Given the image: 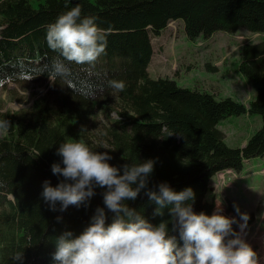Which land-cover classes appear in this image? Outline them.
I'll list each match as a JSON object with an SVG mask.
<instances>
[{
	"label": "trees",
	"instance_id": "1",
	"mask_svg": "<svg viewBox=\"0 0 264 264\" xmlns=\"http://www.w3.org/2000/svg\"><path fill=\"white\" fill-rule=\"evenodd\" d=\"M77 4L82 17H96L105 30V53L90 64L68 62L46 42L48 26ZM176 20L190 40L241 28L262 34L261 42L241 47L239 74L256 91L248 106L181 87L169 77H150L152 36ZM56 61L63 63L62 72ZM36 77L51 79L47 93L0 119L10 123L0 135V264H14L17 252L24 254L22 264H56L52 256L61 234H82L98 207L106 223L112 222L104 189L95 190L87 207L70 206L63 213L51 211L42 199L44 181L55 187L63 179L51 173V165L61 162L56 152L63 142L108 151L109 163L117 167L156 161L148 187L191 188L194 212L209 216L216 207L207 197L212 178L228 169L239 173L247 160L264 157V0H0V85ZM111 80L124 82L125 89L113 90ZM100 113L111 123L93 147L88 136ZM112 113L118 116L113 121ZM242 114L260 115L262 126L244 146L229 147L219 124ZM125 203L153 225L170 219L168 208L154 215L156 206L143 191ZM233 228L238 231L237 224Z\"/></svg>",
	"mask_w": 264,
	"mask_h": 264
},
{
	"label": "clouds",
	"instance_id": "2",
	"mask_svg": "<svg viewBox=\"0 0 264 264\" xmlns=\"http://www.w3.org/2000/svg\"><path fill=\"white\" fill-rule=\"evenodd\" d=\"M46 42L64 60L76 64L93 63L106 50L105 30L98 27L96 17H82L79 4L48 26ZM54 67L57 73L64 69L61 61ZM108 86L115 91L125 89L122 81L111 80ZM9 126L8 120H0V130L7 131ZM56 155L61 162L51 165V173L63 179L55 187L43 182L41 196L49 209L63 213L70 206L87 207L95 190L104 189L103 203L114 214L107 224L104 208L98 207L82 234L75 238L71 231L61 234L52 256L56 264H258L242 235L247 215L241 214L243 223H239L219 212L197 214L191 188L176 192L167 183H159L150 189L156 161L113 166L108 151H92L86 143L74 140L61 143ZM142 191L156 206L154 215L163 216V209L168 208L169 220L153 225L128 207L125 201L136 200ZM61 219L57 217L58 222ZM23 257V252L15 253L14 264H22Z\"/></svg>",
	"mask_w": 264,
	"mask_h": 264
},
{
	"label": "rangeland",
	"instance_id": "3",
	"mask_svg": "<svg viewBox=\"0 0 264 264\" xmlns=\"http://www.w3.org/2000/svg\"><path fill=\"white\" fill-rule=\"evenodd\" d=\"M262 37L260 33L241 28L236 33L218 30L210 38L190 40L182 21H171L159 36H152L154 55L148 71L153 79L169 77L181 87L211 93L218 100L229 97L248 106L256 91L239 74L241 47L248 42L259 43ZM50 84V78L36 77L0 85V119L30 107L35 99L47 93ZM117 117L112 113V121ZM110 123L111 120L98 114L88 136L91 146L100 144L105 127ZM261 126L260 115L242 114L221 120L219 129L225 135L226 144L236 148L244 146ZM263 169L264 157H254L244 162L239 173L230 172L223 178V172H219L211 180L207 195L209 200L215 199L213 214L219 212L237 220L233 212L235 205L240 214L247 215V239H251L248 244L256 249L258 264H264Z\"/></svg>",
	"mask_w": 264,
	"mask_h": 264
},
{
	"label": "crops",
	"instance_id": "4",
	"mask_svg": "<svg viewBox=\"0 0 264 264\" xmlns=\"http://www.w3.org/2000/svg\"><path fill=\"white\" fill-rule=\"evenodd\" d=\"M264 170V169H263ZM262 170V171H263ZM264 172V171H263ZM215 178V176L212 178V179H214ZM230 183H231V181H230ZM232 184V183H231ZM233 185V184H232ZM225 186V185H224ZM226 186L228 187V188H230V189H233V188H231V187H229L227 184H226ZM233 207V206H232ZM233 212H235L237 215H240L241 216V214L239 213V211H237V208H236V206L234 205V207H233ZM238 212V213H237ZM233 215V214H232ZM237 222H239V223H243V221L241 220V219H238V220H236ZM248 223V222H247ZM238 231H239V228H238ZM247 233H248V231H247V228L245 229V232L242 234L243 235V238L246 240V242L247 243H250L251 242V239H247Z\"/></svg>",
	"mask_w": 264,
	"mask_h": 264
},
{
	"label": "bare ground",
	"instance_id": "5",
	"mask_svg": "<svg viewBox=\"0 0 264 264\" xmlns=\"http://www.w3.org/2000/svg\"><path fill=\"white\" fill-rule=\"evenodd\" d=\"M120 4V3H119Z\"/></svg>",
	"mask_w": 264,
	"mask_h": 264
}]
</instances>
